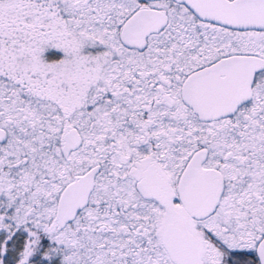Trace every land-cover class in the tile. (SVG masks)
<instances>
[{
	"label": "snow or ice",
	"instance_id": "1",
	"mask_svg": "<svg viewBox=\"0 0 264 264\" xmlns=\"http://www.w3.org/2000/svg\"><path fill=\"white\" fill-rule=\"evenodd\" d=\"M0 264H264V0H0Z\"/></svg>",
	"mask_w": 264,
	"mask_h": 264
}]
</instances>
